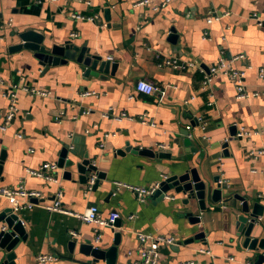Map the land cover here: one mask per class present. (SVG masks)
<instances>
[{"label":"crops","instance_id":"1","mask_svg":"<svg viewBox=\"0 0 264 264\" xmlns=\"http://www.w3.org/2000/svg\"><path fill=\"white\" fill-rule=\"evenodd\" d=\"M139 1L0 0V125L12 101L8 93L18 86L15 117L6 130L0 129V154L6 152L0 211L16 206L26 231L16 264H36L41 253L53 254L47 264H89L90 256L80 252L79 243L94 241L101 233L97 245L107 249L115 244L116 232L121 233L116 264H140L138 232L175 238L161 245V264L250 262L252 251L244 246L247 224L239 219L240 198L249 199L251 207L264 199V153H259L264 149V0H172L160 10L137 5ZM225 12L229 14L220 20L209 21ZM23 30H35L53 43L72 40L117 67L113 73L89 75L80 63L69 60L46 71L33 51L12 50ZM221 58L234 59L245 71L247 90L260 95L239 98L224 72L204 90L207 70ZM170 59L194 65L175 68L167 64ZM139 80L158 89L141 92ZM33 88L51 93L32 94ZM86 91L95 93L84 95ZM120 114L125 116L116 119ZM64 144L76 152L67 158L89 154L105 178L91 189L76 172L66 178L68 167L58 163ZM46 162L58 164L56 180L29 171ZM191 168L213 183L215 177L222 178L219 201L210 193L206 209L194 201L198 222L188 215L190 206L181 193L171 190L163 199L152 195L140 202L130 189L115 183L148 186ZM96 172L91 175L97 180ZM19 186L38 190L42 197L25 207L23 198L1 193ZM60 191L67 209L83 212L97 205L103 216L118 210L120 225L113 228L49 211L46 205ZM130 214L136 217L129 219ZM72 230L78 235L72 236ZM199 232L203 237L195 238ZM252 234L264 236V215ZM74 238L78 243L71 251L68 241Z\"/></svg>","mask_w":264,"mask_h":264},{"label":"water","instance_id":"2","mask_svg":"<svg viewBox=\"0 0 264 264\" xmlns=\"http://www.w3.org/2000/svg\"><path fill=\"white\" fill-rule=\"evenodd\" d=\"M20 41L12 47V50H20L23 48L33 51L34 57L39 64L45 67L48 71L51 67L64 64L69 60H76L81 64L83 71L86 74H96L114 72L117 63L109 59H105L102 55L93 54L87 46H79L72 40H66L64 43H53L45 39V35L35 30H23L18 34ZM173 41L175 42L174 35ZM194 149V148H193ZM133 152H141L144 154L158 155L161 157L167 156L163 152L156 154L153 150L139 148H126ZM196 150V149H195ZM69 152L76 155L75 150L70 149L68 144H64L60 158L59 166L68 167L65 171V177L71 179L73 173L78 174V179L81 183H87L92 173L98 171V166L93 163L89 154H80V159L67 158ZM123 152V151H121ZM6 156L3 150L0 154V170L2 162ZM97 173V172H96ZM98 178L95 186L99 183L100 178H105V174L98 171ZM220 177L214 179V183L208 179L201 177L195 168L175 172L161 182V186L153 194L154 197L165 198L168 192L173 190L176 193H181L185 196L184 203L189 205L188 215L193 222L199 221V216H195L194 201L198 203L201 209H206V196L208 193L212 195V200L219 201L222 198V183ZM216 184V186L214 185ZM264 198V197H263ZM243 215L239 217L243 226L247 224L245 230L244 246L252 251L249 259L252 264H264V236L258 237L252 234L256 224H259L261 216L264 215V199L256 200L251 207V201L241 196ZM116 226L120 223L117 220ZM204 233L199 232L194 235L195 238L203 237ZM120 232L115 233V244L110 248L104 249L97 245L94 241H83L79 243V250L86 256H90L87 260L89 264H116L117 245L120 241ZM26 238V231L23 220L20 217L16 206H8L0 211V264H16L17 248L21 239ZM186 240L185 243L191 242ZM78 240L76 238L69 239L68 247L72 251L76 247Z\"/></svg>","mask_w":264,"mask_h":264},{"label":"built area","instance_id":"3","mask_svg":"<svg viewBox=\"0 0 264 264\" xmlns=\"http://www.w3.org/2000/svg\"><path fill=\"white\" fill-rule=\"evenodd\" d=\"M57 1V0H52ZM172 0H140L137 5H152L154 9L160 10L165 8ZM228 12L222 13L220 15H215L213 17H210L209 21L212 20H220L222 17L228 15ZM76 17L81 18L84 17L83 15H76ZM88 19L95 20L96 17L88 16ZM241 57V55L236 56L235 58ZM234 59L227 60L225 58L219 59L216 63L212 64L209 69L207 70L205 74L204 79V85L203 89L206 90L211 86V81L213 78L219 73L224 72L225 74L229 75L231 79L233 80L237 95L239 98H247L250 96L258 97L260 95V92H252L250 93L247 90V85L245 84V71L238 69L234 65ZM167 64H170L171 66L175 68H187L194 65V62L189 61L187 63H180L176 59H170L167 61ZM262 74H263V70ZM1 82V79H0ZM18 86H14L11 91H9L8 95L11 96V104L10 108L8 109L7 113L5 114V123L0 125L1 130H6L8 124L14 119L15 112L17 110L16 107V93H17ZM137 89L141 92L151 94L154 93L158 87H156L153 83L147 81V80H139L137 84ZM31 93H40V94H49L51 92L41 89H31ZM95 92L86 91L83 92L84 95H91ZM14 97V98H13ZM125 114H120L116 117V119H121ZM141 121L143 123H147V119L145 117L141 118ZM191 126L189 125L188 128ZM19 137L21 134H17ZM259 153H264V149H260ZM58 168V164L55 162H46L44 163L39 169L29 170L34 176L43 177L44 179L48 181L56 180L55 171ZM96 181V175H91L87 181L86 188L91 189ZM220 182H222V178L220 177ZM117 185H123L130 189L135 195L138 201L145 202L150 196H152L157 189L160 188L161 182H157L155 184L151 185H136V184H129V183H123V182H115ZM1 193L4 196L8 197H14V198H23L24 206L25 207H32V199L34 198H40L42 197V193L38 190H28L24 186H19L17 188H3L1 190ZM46 208L49 211H57L68 215H74L77 216L79 219L85 222H97L99 224L110 226L114 228L115 222L121 218V213L118 210H113L110 212L108 216H103L99 210V207L97 205H92L89 208H87L83 212H74L72 210L67 209L63 206L62 203V192L60 191L58 195L56 196V199L54 202L47 204ZM136 217V214H130L128 215L129 219H134ZM72 236H77L78 232L75 230H72L71 232ZM102 238L101 233H97L94 242L98 243ZM137 238L140 242V250L142 254V260L140 261V264H161V245L163 243H169L172 244L176 242L174 237H165V236H156V237H150L148 234H145L144 232H138ZM201 252H207L211 253L208 249H201ZM54 256L53 254H45L41 253L36 256V264H47L49 261L53 260ZM184 264H201L198 262H192V261H186ZM248 264H252L249 262Z\"/></svg>","mask_w":264,"mask_h":264}]
</instances>
